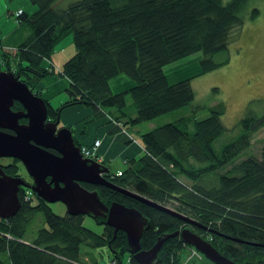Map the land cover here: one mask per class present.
<instances>
[{
	"label": "trees",
	"instance_id": "16d2710c",
	"mask_svg": "<svg viewBox=\"0 0 264 264\" xmlns=\"http://www.w3.org/2000/svg\"><path fill=\"white\" fill-rule=\"evenodd\" d=\"M59 1L30 0L37 10L16 15L30 35L15 55L0 51V72L14 73L38 96L42 79L56 75L66 78L70 81L66 90L69 99L57 109L47 102L50 119L56 120L63 111L83 105L92 110L94 119L109 117L122 124L121 130L191 105L195 100L192 78L171 84L165 69L198 53L203 55L202 73L228 64L229 55L221 62L214 57L228 52L233 32L245 24L244 9L249 2L80 0L59 9ZM259 14L254 9L250 18ZM70 35L76 54L56 74L44 63L52 61L56 46ZM121 76L135 85L115 94L110 83ZM13 109L23 110L19 103ZM225 110L224 103H219L209 109V117L198 120L196 109L142 134L145 154L128 161L120 176L112 172L106 176L118 188L158 205L169 207L171 203L173 208H169L216 234L111 188L85 185L97 190L106 205L120 203L148 218L150 228L143 233L142 250L151 249L163 234L194 227L232 261L264 264V146L261 158L249 156L235 163L250 148L253 136L264 128V115L248 112L239 123L238 137L217 149L216 141L227 131L222 122ZM25 122L20 120L21 124ZM20 164L12 159L3 167L4 172L22 177ZM229 165L230 169L223 171ZM210 176H214L215 183L207 179ZM25 193L26 189L20 190L22 205L18 214L0 219V264H88L83 246L108 247L111 263L138 264L129 254L126 234L119 231L115 235L105 219L98 218L106 227L102 235H97L84 226L83 216H58L35 194L25 201ZM38 213L44 214L48 227L29 241L26 236ZM187 247L180 237L168 240L154 264H181L180 253ZM126 254L128 260L124 261ZM91 264L98 263L94 260Z\"/></svg>",
	"mask_w": 264,
	"mask_h": 264
},
{
	"label": "water",
	"instance_id": "95a60500",
	"mask_svg": "<svg viewBox=\"0 0 264 264\" xmlns=\"http://www.w3.org/2000/svg\"><path fill=\"white\" fill-rule=\"evenodd\" d=\"M15 103H19L23 110L15 111ZM22 119L28 123L21 124ZM50 120L45 99L36 95L14 73L0 72V219L7 220L18 214L22 205L19 193L26 189L47 204L64 203L70 216L103 218L114 229L115 235L123 231L127 236L129 254L138 264H154L163 245L178 236L184 244L195 248L214 264H243L222 255L210 242L189 228L163 234L151 249L142 250L143 233L150 228L148 218L140 211L120 203L106 205L97 190H89L83 184L111 188L165 211L191 226L214 234L217 232L169 207L118 188L106 178L111 175L109 167L82 156L72 129H58L60 118ZM4 158L20 161L33 183L7 175L1 164Z\"/></svg>",
	"mask_w": 264,
	"mask_h": 264
},
{
	"label": "rangeland",
	"instance_id": "374dc122",
	"mask_svg": "<svg viewBox=\"0 0 264 264\" xmlns=\"http://www.w3.org/2000/svg\"><path fill=\"white\" fill-rule=\"evenodd\" d=\"M7 1V6L14 10L21 8L30 14L34 10H37V8L31 4L30 0ZM78 1L80 0H60L56 4V7L59 9H66L71 4ZM223 1L224 3H227L230 0ZM254 9H258L260 14L256 18L251 19L250 15ZM244 16L246 19L245 24L239 30L233 32L228 52L214 57L216 62H221L225 60L227 55H229L228 64L213 71L202 73L200 61L203 58V55L198 53L181 62L168 66L165 69L167 79L171 84L192 78L191 86L195 92V100L189 106L162 115L150 122L138 125V127L143 128V133H141L142 131L138 133L135 132L134 139H136L138 143L142 144L140 138L142 134L190 115L192 114V111L196 109V118L198 120L205 119L210 116L209 109L211 107L219 103H224L226 110L225 114L222 116V122L227 131L215 143V147L221 149L225 144L238 137L240 134L239 123L248 112L253 111L260 116L264 115V0H249L244 9ZM23 29H25V31H30L27 26H23ZM55 51L57 52L55 59L58 64H61L64 61L66 62L72 58L76 54L73 36L70 35L62 43L56 46ZM50 62L52 61H49V63ZM58 72L59 71L56 70V74ZM56 76L59 78L58 75ZM115 79L129 78L121 76ZM112 85H114V82ZM129 99L130 98H128V102L130 104L131 101ZM60 121V124L63 125L62 118ZM79 127V125L73 127L74 136H79ZM125 128L135 131L134 127L129 126ZM83 136L86 137V140L89 138L87 134H83ZM263 146L264 128L253 136L250 148L239 155L235 160V163H239L247 159L249 156L261 158ZM81 148L82 147H80V149ZM97 159L90 160H95L101 163L99 157ZM11 162V158H4L1 160L2 165H8ZM127 167V164L118 161L116 165H111L110 169L113 174H117L119 170L124 171ZM230 167L231 165L225 167L223 171L229 170ZM20 168L19 175L25 178L27 182L33 183V180L22 163L20 164ZM181 179L191 184V182L184 177ZM207 179H210L213 183L216 182L214 176H210ZM48 206L52 212L58 216H66L68 214L67 206L64 203L56 202L48 204ZM167 206L173 208L171 203L167 204ZM44 219V214L38 213L29 227L26 236L27 240H33L40 229L48 227L45 224ZM84 226L97 235H102L106 227L105 224H102L93 216L84 217ZM194 233L198 234L197 232ZM200 236L203 238L207 237V235L205 237L203 235ZM83 251L86 254V262L88 264L94 263L95 259L101 264H109L110 260H112L110 251L106 246H100L96 249H90L83 246ZM180 259L182 260L181 264H214L205 258L201 252L189 245L187 250L180 253ZM123 260H128L127 254L124 256Z\"/></svg>",
	"mask_w": 264,
	"mask_h": 264
},
{
	"label": "crops",
	"instance_id": "0c3cea01",
	"mask_svg": "<svg viewBox=\"0 0 264 264\" xmlns=\"http://www.w3.org/2000/svg\"><path fill=\"white\" fill-rule=\"evenodd\" d=\"M7 4V0H0V51L15 55L17 48L29 37L30 31H25L22 27H18L16 22L17 19L14 17V14L19 9L14 10L9 8ZM35 11L36 10L32 13ZM56 55L57 52L55 51L52 64L46 61L44 66L60 71L65 61L58 64L55 59ZM1 60L2 58L0 55V63ZM113 82L114 85H112ZM110 85L114 93H123L131 89L135 83L130 79H114L111 81ZM69 86L70 81L66 78L49 76L42 79L39 83L38 91L41 93L43 99L49 102L54 109H57L68 101L69 97L66 90ZM61 115L62 124L70 126L73 129V133V127L77 125L80 126L78 129L79 136H74V138L82 146H91L95 140H101L102 144L98 150L97 156L100 162L109 168L111 165H116L118 161L127 164L128 161L139 159L145 154L143 145L134 139L135 132L138 133L142 131L141 133H143L142 127H134L135 131L128 128L121 130L122 124L118 125V122L111 120L109 117L99 120L94 119L92 110L83 105L67 109L63 111ZM114 129H118L117 132L110 134ZM83 134H87L89 138L86 140ZM121 171L122 170H119L118 173ZM83 253L85 252L83 251ZM95 261L101 264L96 259ZM109 264H111V260Z\"/></svg>",
	"mask_w": 264,
	"mask_h": 264
},
{
	"label": "built area",
	"instance_id": "2783aa9c",
	"mask_svg": "<svg viewBox=\"0 0 264 264\" xmlns=\"http://www.w3.org/2000/svg\"><path fill=\"white\" fill-rule=\"evenodd\" d=\"M101 140L97 139L92 146H83L81 148V154L85 159H97V154H98V150L101 146ZM98 160V159H97ZM121 175V172L118 173V176ZM32 193L31 191H28L26 193V197L25 200L29 201L30 197H31ZM111 264H116L115 262H112Z\"/></svg>",
	"mask_w": 264,
	"mask_h": 264
},
{
	"label": "bare ground",
	"instance_id": "6f19581e",
	"mask_svg": "<svg viewBox=\"0 0 264 264\" xmlns=\"http://www.w3.org/2000/svg\"><path fill=\"white\" fill-rule=\"evenodd\" d=\"M24 13H27L26 11H24L23 9H19L15 14H14V17L16 18V15H23ZM27 14H30V13H27ZM31 14H33V13H31ZM16 22H17V24H18V27H22V29H23V25H21V24H19V22L16 20ZM25 30V29H24ZM4 72V71H3ZM61 114H60V116L58 117V118H60V120H61ZM61 122V121H60ZM28 191H31V190H26V193L28 192ZM26 193H25V197H26ZM31 193H32V195L34 194L32 191H31ZM32 195H31V197H32ZM30 197V198H31ZM26 201V200H25Z\"/></svg>",
	"mask_w": 264,
	"mask_h": 264
},
{
	"label": "flooded vegetation",
	"instance_id": "af4514ba",
	"mask_svg": "<svg viewBox=\"0 0 264 264\" xmlns=\"http://www.w3.org/2000/svg\"><path fill=\"white\" fill-rule=\"evenodd\" d=\"M50 121H55V120H53V119H51ZM28 123V121L26 120V122H25V124H27ZM63 127H68V126H65V125H59L58 126V129H61V128H63ZM4 166H6V165H3V167ZM21 178H23V177H21ZM25 181H26V179L25 178H23ZM32 179V178H31ZM50 180V179H49ZM27 182V181H26ZM32 182V181H31ZM29 183V182H28ZM85 185H87V184H83V186H85ZM86 187V186H85ZM90 190V189H89ZM185 228H189V229H191L193 232H197L196 231V228H194V227H185ZM198 233V232H197ZM201 235H203L204 237L206 236V234L205 233H200Z\"/></svg>",
	"mask_w": 264,
	"mask_h": 264
}]
</instances>
